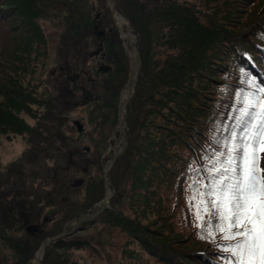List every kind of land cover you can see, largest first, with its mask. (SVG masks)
<instances>
[{
	"label": "trees",
	"instance_id": "1",
	"mask_svg": "<svg viewBox=\"0 0 264 264\" xmlns=\"http://www.w3.org/2000/svg\"><path fill=\"white\" fill-rule=\"evenodd\" d=\"M41 1L0 0V135L31 133L33 129L20 113L38 96L25 92L22 85L19 90L17 83L8 85V80L15 69L14 61L17 72L21 68L18 59L33 48L35 40H48L41 21L59 20L61 40L66 44L82 42L83 46L98 26L90 0H63L64 4L54 0L46 9ZM212 1L202 10L203 6L188 0H115L118 12L140 37L142 58L127 103L131 117L128 145L116 164L126 162L122 168L127 174L136 173L141 178L146 190L142 212L147 211L162 230L141 224L139 218L125 213L126 185L120 183L115 187L112 207L96 222L127 231L161 264H225L226 254L219 246H211L214 244L209 237L202 239L204 233L194 224L196 200L190 207L188 197L193 193L189 185L206 175L207 158L220 150L216 140L227 135L223 126L234 124L230 117L242 106V95L237 94L255 91L248 83L251 80L264 86V0ZM100 5L110 30L106 39L117 45L107 59L111 61L108 65L112 69L107 72L111 79H103L104 90H112L104 114L113 119L115 96L131 68L112 13L105 0H100ZM58 10L62 16L56 15ZM24 30L31 33L26 36ZM18 31L22 34L16 36ZM247 55L254 58V64ZM257 94L264 99V94ZM99 96L101 93L95 97L86 93L83 102ZM17 158L8 166L0 162V264H33L41 244L61 233L69 220L93 209L105 187L104 179H95L87 184L84 201L73 199L65 190L75 193L78 187L67 178L65 169L54 175V190L37 194L27 188L26 181L17 180L15 170H11L15 164L24 168L22 156ZM74 169L79 171L80 166ZM198 187L204 191L203 185ZM170 194H175L176 203H171ZM47 206H54L51 212L59 213L51 227L46 226L49 218L43 215ZM201 212L207 221V214ZM177 217L185 218L184 229H179ZM94 221H86L74 232L54 240L45 248L41 264H67L64 250L83 247L88 240L77 233ZM29 225L38 226L36 234L28 230ZM215 234L216 243L224 244L222 233ZM177 240L181 243H174ZM10 248H17L14 259H18L10 261L7 257Z\"/></svg>",
	"mask_w": 264,
	"mask_h": 264
},
{
	"label": "rangeland",
	"instance_id": "2",
	"mask_svg": "<svg viewBox=\"0 0 264 264\" xmlns=\"http://www.w3.org/2000/svg\"><path fill=\"white\" fill-rule=\"evenodd\" d=\"M53 1L42 0L40 4L45 9L51 8L55 3ZM188 1L196 2L200 8L203 6L202 10H206L209 5L214 3L212 0ZM58 2L64 4L63 0H58ZM90 2L93 4L92 15L98 26L93 32H90L84 46L82 42L79 44L72 43V45L61 40L62 30L59 20L41 21L48 40L44 37L35 40L33 48L18 59L21 68L17 72H15L17 63L14 61L15 69H12V76L8 80V85L17 83L19 90H22L20 87L22 85L25 92H32L33 96H38L37 98L34 97L35 102L29 104L28 108L20 113L23 120L30 124L33 129H31V133L0 135L1 165L8 166L18 159V156L19 158L22 156L21 161L24 163V168L20 169L18 164H15L11 165V170H15L14 175L17 176V180L26 181L29 190L37 191V194L52 190L54 188V175L67 169V178L75 182L78 188L75 193L70 192V190H65V193L70 194L73 199L81 201H84V196L87 195V184H92L91 182L95 179H104V166L114 155L112 145H115L116 138L113 136L118 124L120 95L126 84H123L115 96L114 117L109 119L104 112L109 107L112 90H104L103 79L108 80L111 77L107 72L98 71V66L101 62L111 64V61L107 60L108 54L117 48V45L114 41L106 39L110 30L105 18L101 15L104 13V9L100 5V0H90ZM105 5L108 7L106 0ZM62 14L63 12L60 10L56 13L58 16H62ZM102 29H106V32L99 38L98 31ZM36 32L38 33V31ZM30 33V31L27 33L26 30L23 32L26 36ZM21 34L20 31L15 33L16 36ZM119 34L129 57L131 68L126 40L120 32ZM101 44L102 51L98 55L91 56V52ZM5 67L9 66L5 65ZM69 77L75 79L70 80ZM86 93L93 97L101 93V96H99L100 99L92 98L83 102V95ZM0 99H2L1 95ZM61 116H64V119ZM159 118L160 116L157 119ZM130 119V113L127 110L124 132L127 136L130 133L128 125ZM75 120L84 125L82 132L78 130ZM195 163L193 162V164ZM77 165L80 166L79 171L74 169L77 168ZM122 166L126 167L127 163L119 165L116 164L115 160L108 172L111 191L109 207H112V198L116 194L115 187L119 186L118 183L122 186L126 185V198L123 200L125 213L131 218H139L141 224L147 226L151 224L149 226L152 229L162 230L147 211L142 212L145 206L141 202L146 190L144 186H141V178L136 173L127 174ZM260 166L264 168V159ZM2 170L9 172V169L4 167ZM147 175L148 171L145 177ZM5 185L8 186V184ZM104 193L105 187H103L100 200ZM170 198L171 203H176L175 194H170ZM53 207L47 206L43 213L49 218L47 227H51L54 221L59 219V213L51 212ZM196 211V208L193 209L192 214L194 224L198 226ZM201 215L203 216L202 212ZM96 221L97 219L77 233L79 237L88 240L83 247L64 250V258H66L67 264H161L145 251L139 241L127 231L116 227L111 228L109 224L103 226ZM177 222L180 223L179 229H184L185 218L177 217ZM216 240H218V234H215L214 239L209 237L211 244H214L211 246L217 247L219 245ZM174 243L181 242L177 240ZM6 252L7 257L11 258L10 261L19 258L14 259L18 254L17 248L7 249Z\"/></svg>",
	"mask_w": 264,
	"mask_h": 264
},
{
	"label": "snow or ice",
	"instance_id": "3",
	"mask_svg": "<svg viewBox=\"0 0 264 264\" xmlns=\"http://www.w3.org/2000/svg\"><path fill=\"white\" fill-rule=\"evenodd\" d=\"M248 83L255 91L237 94L242 106L230 117L234 124L223 126L227 135L216 140L220 150L207 158L206 175L189 185L201 238L222 233L225 243L218 246L226 254L225 264H264V99L257 94H264V86Z\"/></svg>",
	"mask_w": 264,
	"mask_h": 264
},
{
	"label": "water",
	"instance_id": "4",
	"mask_svg": "<svg viewBox=\"0 0 264 264\" xmlns=\"http://www.w3.org/2000/svg\"><path fill=\"white\" fill-rule=\"evenodd\" d=\"M107 2V6L109 7L113 19L116 20V14L118 13L121 17L125 18L126 22V31L123 30L124 28L120 27L116 21H115V26L117 27L118 31L123 34V31H125V34L127 35V37L131 40V48L134 51V58L130 55V61H131V72L129 74V77L127 79V82L124 86V88L121 91V94L123 93V91L125 89H129L130 87L131 89V93L133 91V88L135 86V82L139 76L141 67H142V59H141V51H140V47H139V40L140 37L138 34H136L135 32L133 33V30L130 26V22L129 20L124 17L121 13L118 12V10L116 9V2L115 0H106ZM106 32V29H102L100 31H98V37L100 38L101 35H104ZM102 44L93 52H91V56L94 55H98V53H100V51L102 50ZM112 69V66L105 64L104 62L100 63L98 66V70L102 71V72H108L109 70ZM70 80H74L75 78H71L69 77ZM121 98V95H120ZM130 99V98H129ZM128 99V100H129ZM120 109V108H119ZM119 120V119H118ZM75 124L77 125V128L80 132H82L84 130V125L78 121L75 120ZM117 130V128H116ZM118 130H120V135L119 137H121L122 132H124V125H122L121 123V127H118ZM124 134V141L122 145L120 140L117 139L115 141V146L114 147V155L112 157V159H110V161L107 163L108 166L107 168H104V182H105V194L103 199L95 205V207L93 209H90L89 211H87L84 214H81L78 217L73 218L70 222L66 223L62 232L60 234H56L54 236H50L48 237L40 246V248L38 249V251L35 254V260L33 262V264H41V259L44 256V251L45 248L50 245L54 240L62 238L72 232H74L78 227H80L82 225V223L84 221H94L96 219H98L100 217V215L109 207L110 204V194L108 195V190H110V186H109V182H108V172L110 171V169L112 168L115 160L117 159V157L123 153V151L126 149L127 145H128V140H127V135L125 133ZM119 145V146H116ZM68 226H72L70 230H68ZM28 230L32 233V234H36V232L38 231V226L37 225H29L28 226Z\"/></svg>",
	"mask_w": 264,
	"mask_h": 264
},
{
	"label": "bare ground",
	"instance_id": "5",
	"mask_svg": "<svg viewBox=\"0 0 264 264\" xmlns=\"http://www.w3.org/2000/svg\"><path fill=\"white\" fill-rule=\"evenodd\" d=\"M116 20H114V22L116 21V23L120 26V27H122V28H124L123 30H125L126 31V27H125V25H126V20H125V18H123V17H121L118 13L116 14ZM125 31H123V37L125 38V40H126V47L128 48V51H129V53H130V55L134 58V56H135V54H134V51L132 50V48L130 47L131 46V40L127 37V35L125 34ZM131 87L129 88V89H125L124 91H123V93L121 94V98H120V109H119V114H118V124H117V130L115 129V131H114V136H113V138L115 137L116 139H115V141L117 140V139H119L120 140V142H121V144H119V145H122L123 144V141H124V132H125V126H126V121H125V118H126V113H127V103H128V99L131 97ZM121 123H122V125H124V132H122V135H121V137H118V135H120V130H118V127H121ZM119 145H116V146H119ZM113 146H115V145H112V149H113V151H114V147ZM20 149V147L18 148V150ZM107 166H108V164H106L105 166H104V168H107ZM111 193V191L110 190H108V195ZM100 202V201H99ZM99 202H97L96 204H98ZM90 210V209H89ZM88 210V211H89ZM84 214V213H83ZM80 216V215H79ZM76 217H78V216H76ZM34 260H35V258H34ZM34 260H33V262H34Z\"/></svg>",
	"mask_w": 264,
	"mask_h": 264
}]
</instances>
